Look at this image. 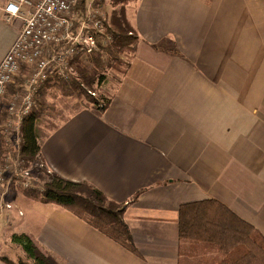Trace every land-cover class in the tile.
Returning a JSON list of instances; mask_svg holds the SVG:
<instances>
[{"label":"crops","instance_id":"1","mask_svg":"<svg viewBox=\"0 0 264 264\" xmlns=\"http://www.w3.org/2000/svg\"><path fill=\"white\" fill-rule=\"evenodd\" d=\"M125 9L139 39L119 78L102 82L108 104L69 102L51 75L39 86L44 108L79 109L54 112L52 129L36 121V130L51 173L126 206L136 252L17 188L0 207V264L17 259L2 249L14 234L60 264H216L214 246L179 235L180 208L209 200L264 237V0H139ZM22 28V19L0 17V63Z\"/></svg>","mask_w":264,"mask_h":264},{"label":"trees","instance_id":"2","mask_svg":"<svg viewBox=\"0 0 264 264\" xmlns=\"http://www.w3.org/2000/svg\"><path fill=\"white\" fill-rule=\"evenodd\" d=\"M134 1L139 0H110L113 7L116 8L119 5L121 8L112 14L113 31L105 24L112 44L105 47L99 46L98 49L102 53L98 55L99 59L93 60L95 69L98 70H86L77 62L78 58H75L72 64L73 66L76 64L80 79L77 77L69 80L60 78L62 82L69 85V88L74 84L79 90L83 88L90 91L83 90L81 94L85 95L88 102L99 110L108 104V100L102 96L94 98L95 94H91V89L99 77L100 80L104 79V76L97 77L99 71L102 73L101 71L108 67V64L102 62L101 59L106 58V55L112 56L114 52L120 55L126 48L131 53L130 47L135 45L139 39L127 20L125 9L128 3ZM50 79L52 78L48 76L41 85L42 90L45 89L44 85L48 86ZM65 88H67L66 85ZM37 119L36 112L32 111L22 122L21 159L25 165L41 160V148L36 130ZM46 175L47 180H44V187L41 191L33 188L25 190V194L30 198L55 203L71 210L74 215L99 232L123 245L129 251L136 252L130 229L124 218L126 206L110 200L89 183L72 182L56 174ZM179 235L180 239L185 241L214 246L218 253L216 264H264L263 235L217 201L209 200L183 205L179 211ZM11 243L23 251L24 257H19L17 261L4 257L3 260L7 264H60L51 255L43 253L27 234H14Z\"/></svg>","mask_w":264,"mask_h":264},{"label":"built area","instance_id":"3","mask_svg":"<svg viewBox=\"0 0 264 264\" xmlns=\"http://www.w3.org/2000/svg\"><path fill=\"white\" fill-rule=\"evenodd\" d=\"M0 17L8 23L15 18L23 20L22 31L0 63V103L5 101L10 85L16 84L20 90L8 104L11 118L6 128L15 135L17 147L5 154L6 166L0 169L1 207L11 185L24 190L37 187L35 171L45 167L37 161L25 165L20 158L19 132L24 118L36 106L40 84L51 75L66 80L73 77L74 58L86 59L98 50V39L105 36V14L101 0H9L0 5ZM21 77L24 85L17 83ZM5 207L11 208L8 203Z\"/></svg>","mask_w":264,"mask_h":264},{"label":"rangeland","instance_id":"4","mask_svg":"<svg viewBox=\"0 0 264 264\" xmlns=\"http://www.w3.org/2000/svg\"><path fill=\"white\" fill-rule=\"evenodd\" d=\"M101 5L103 7V11L105 12L104 25L107 24L108 28L113 31V28H112V25H111L112 24V22H111L112 14H113V12L115 10H119L121 8V6L118 5L116 8L113 7V5L110 2V0H101ZM105 27H106V25H105ZM104 33H105V36H103L102 38L98 39L99 46H103V47L108 46L109 44H112L111 37L110 38L108 37V33H107L106 30L104 31ZM126 49L124 51H122L120 55L119 54L116 55V53L114 52V54L112 56H108V55L105 54L106 58H102V59L100 58L102 62L108 64V67L106 69H103L101 71L102 73H100V71H99L97 77L104 76V79H107V82L109 80L118 79L119 76L124 72V69H126L127 64H128V60H129L128 55L130 54V52L128 50H126ZM100 53H102L100 51V49L95 50L94 54H92L90 57H88L86 59H81V60L79 58L77 62L83 68H86V70L97 71L98 69H95V64H93V60H96L97 58L99 59L98 55H100ZM73 77H77L78 79H80L79 75H78V72L76 70V64H75V66H73ZM104 79L100 80V77H99L98 81H96V83L92 87L91 94H95L94 98H100L103 95V92L101 90L102 89L101 85L103 84L102 81L104 82ZM17 83L18 84L19 83H23V85H24L25 79L22 78V77L18 78L17 79ZM12 85H14V86L10 85L12 87V92H11V94H9V100H5L2 103L3 105H0V108H1V110H0V121L2 120V118L4 116H6V118L4 120H2L1 123H0L1 124L0 136L4 140L3 141V146H4L3 147V154H4V156H5V154L9 155L8 154L9 152L12 153L14 151V149H16V147H17L16 143H15V138H16L15 135H11L12 130L10 128H8V129L6 128V125H7L8 121H9V119L11 118V116L8 113V104H9V102L13 103V102H11V98L20 91L16 84H12ZM55 85H56V88H57L58 95L61 96L62 98L68 99L69 102H76V101L85 102V98L86 97H85V95H82L81 92L83 90H85V92H90V91H87L86 89H83V88L81 90H79V89H77V86L74 85V84H72V86L70 85V88H69V85L67 83L62 82L61 80H58V83L56 82ZM65 85L67 86V88H65ZM41 91H42V89L40 88V92ZM40 92H38L35 95L36 106H35V108H33L32 111L36 112L37 117H38L37 123L43 128V130L45 129V130L49 131V130L52 129L49 126L55 125L54 124L55 121L51 122L52 125L50 124L49 126H48V122H47L48 119L51 118V114H53L54 112L57 113V119H58V118L67 117L71 113H73V112L77 111V109H79V107L77 105L76 106H72V108H68L66 110L64 109V107H62V108L58 107L57 111H56V107L53 108L52 106H48L47 108H44L43 105H45V103L47 102V94L44 93V92L43 93H40ZM10 96H11V98H10ZM91 96H93V95H91ZM63 109H64V111H63ZM44 124H47V125H44ZM21 127H22V125H21ZM14 133H17V132H14ZM19 135L22 138V135H21L20 132H19ZM9 136H10V138H9ZM11 160H10V162H12ZM32 163H35V162H32ZM37 164H43V162L41 160H37ZM5 166H6V164L2 160V163L0 165V169L1 168H5ZM35 173L37 174L36 175L37 187H35L34 190H37V191L40 190L41 191V189L44 187V180H47V175L46 174H53V173H51V170H48L46 167H44V168L43 167L42 168L41 167H37ZM41 177H42L43 180L41 179ZM17 188L21 189V191H23V192L25 191L24 189L20 188V186L16 187L14 185H11V188H10V191H9L8 195H10L11 190L17 189ZM31 189H33V188H31ZM13 193H14V191H13ZM10 206H11V208L10 209L6 208V211L7 210H9V211L14 210L13 209V205L10 204ZM19 214L22 215V212H20ZM0 215H1V213H0ZM2 246H3L2 249L4 250V253L6 252L5 255L8 254V255H11V256H14V257L17 256L16 261L19 259V256L21 255V253L18 251V249H17V252L14 251V250H16L15 246H12V245H9L8 247H6L7 245L6 246L2 245ZM9 248L10 249L12 248L13 251L9 250ZM19 250L21 252H23L21 249H19Z\"/></svg>","mask_w":264,"mask_h":264}]
</instances>
